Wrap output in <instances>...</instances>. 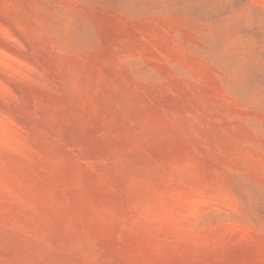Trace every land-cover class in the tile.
Listing matches in <instances>:
<instances>
[{
    "label": "rangeland",
    "instance_id": "374dc122",
    "mask_svg": "<svg viewBox=\"0 0 264 264\" xmlns=\"http://www.w3.org/2000/svg\"><path fill=\"white\" fill-rule=\"evenodd\" d=\"M0 264H264V0H0Z\"/></svg>",
    "mask_w": 264,
    "mask_h": 264
}]
</instances>
